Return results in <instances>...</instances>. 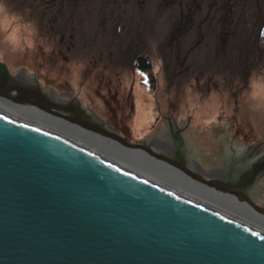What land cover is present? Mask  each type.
I'll return each mask as SVG.
<instances>
[{
    "label": "water",
    "instance_id": "1",
    "mask_svg": "<svg viewBox=\"0 0 264 264\" xmlns=\"http://www.w3.org/2000/svg\"><path fill=\"white\" fill-rule=\"evenodd\" d=\"M11 76L0 63L1 96L16 90L14 102L54 108L64 120L144 150L264 215L263 200L255 199L263 191L264 153L255 148H205L199 139L207 133L186 136L187 124L168 118L166 131L132 143L89 120L79 100L57 103L38 81L39 90L15 87ZM215 132L208 137L217 145ZM189 145H196L192 152ZM0 264H264V235L0 112Z\"/></svg>",
    "mask_w": 264,
    "mask_h": 264
},
{
    "label": "rangeland",
    "instance_id": "2",
    "mask_svg": "<svg viewBox=\"0 0 264 264\" xmlns=\"http://www.w3.org/2000/svg\"><path fill=\"white\" fill-rule=\"evenodd\" d=\"M52 1L57 7L64 5ZM68 1L58 11L43 0H0V63L10 74L31 76L63 102L79 100L89 113L103 119L107 130L132 143L166 131L164 120L172 116L187 124L186 136L215 130L219 152L229 146L264 150V0H208L224 5L215 19L224 26L205 31V25L201 31L213 38L212 47L225 40L223 53L227 54L226 58L211 59L213 54L197 58L201 68L196 72L170 65L172 51L165 39L177 21L178 4L185 11L184 6L195 0H130L125 13L118 10L125 8L124 0ZM165 4L172 7L166 9ZM196 20L202 24L204 18ZM235 21L241 25L237 27ZM235 27L243 32L241 44L234 38ZM197 32L196 23L185 41L193 40ZM132 50L145 58L147 72L137 68ZM206 68L210 72L200 76ZM120 117L125 127L119 126ZM67 132L91 143L85 136ZM163 137L167 138L160 135L159 139ZM97 145L121 154L122 159L145 163L110 144ZM160 148L159 144L150 147L154 152ZM203 168L208 172L212 166L208 162Z\"/></svg>",
    "mask_w": 264,
    "mask_h": 264
},
{
    "label": "bare ground",
    "instance_id": "3",
    "mask_svg": "<svg viewBox=\"0 0 264 264\" xmlns=\"http://www.w3.org/2000/svg\"><path fill=\"white\" fill-rule=\"evenodd\" d=\"M43 1H46L45 3L49 5L53 4L52 0H43ZM55 1L64 3L63 6L60 5L58 7L57 5L53 4L55 5L54 7L58 11L61 10V7L68 6L69 4L68 0H55ZM27 27L31 30V27L33 26H27ZM27 27H24V28L28 30ZM45 65H46L45 63L43 64L41 63L40 67H45ZM11 75L12 74H10V76ZM135 77L136 75L131 77L129 74V78H135ZM9 79H10V82H9L10 86L20 87L22 85H27L26 87L28 88L39 90L37 87V83H38L37 80H35L34 78H31V76H28L25 73H18V74L12 75L11 78ZM7 91H9V89ZM42 92L44 94L46 93L44 92V90H42ZM8 93H9L8 97L0 95V112L1 113L19 121L20 123L26 126L40 129V130L46 131L47 133H50L53 135H58L61 138L72 143L73 145L83 148L87 152L98 155L103 161L108 162L111 165L117 166L119 169H122L124 172L128 174H131V175L133 174L135 176L138 175V177L143 176L144 178H147L149 182L153 181V183L160 185L162 189L170 191L186 201H189V202L191 201L211 211L215 210V212L217 211V212L229 215L230 217L232 216L233 218H236L238 221H241L242 224L246 225L247 227L254 229V231L257 230L262 235H264V215L255 211V209H252L250 206L247 205V203H240L236 198L232 197L231 195L216 192L214 189L207 187L205 183L202 182L203 183L202 184V183L192 180L191 178H189L187 174H184L182 171L175 168L174 166L169 165L165 163L164 161H161L151 156L149 153H147L144 150L129 149L125 146H122L121 142L116 141L115 139H112L109 136H105V135L102 136L100 135V133L93 132L85 128H82L78 125L72 124L64 120L63 118L59 117L58 110H55L54 108H52L51 109L52 112L49 113V112L42 111L41 109H39L37 106H34V105H30L27 103L14 102V98L18 96V92L16 90L9 91ZM47 93L48 94L46 95L49 99L55 100L57 101V103H62V101L56 99V97L52 93H49V92ZM76 102L73 101L75 108L82 109L81 107L78 106ZM61 114H66L70 117L72 115L67 112H63ZM86 114L88 116V119L90 120L91 118L93 122H95L97 125L103 126V124H105L103 122V119H101L96 114H92L91 112L90 113L86 112ZM141 115H144L145 117L146 112L145 113L142 112ZM117 121L120 122L121 125L119 124V126L122 127L124 123V119L120 117L119 120ZM138 123L141 124V121L138 120ZM168 123L171 125H175L180 122H178L172 116H169ZM222 128L223 127H221V129ZM231 129H232V126L230 125L226 130L230 133ZM67 130L72 131L76 134H79L81 137L83 136L87 137V140H90L91 143L88 141L83 142L82 139H80L79 137H76V135H71L70 132H67ZM107 131L112 132L109 129ZM202 131L203 132H201V135L205 136L206 134L204 133V130ZM199 140L204 143L203 146H205V148H214L216 149L215 151L219 149L218 145H215L214 143H209L208 135L206 138H200ZM97 142H99L100 144H106V143L110 144L111 148L114 149V147H116V149H119L125 153H128L135 158L142 159L145 163L137 164V163H133L132 161L127 160L126 158L122 159L121 154L117 155V154L111 153L108 150L99 147L97 145ZM148 143H146V145ZM189 144L193 145L195 143L191 142ZM190 145L186 147L187 152H192L195 149L194 146L196 145L194 146H190ZM256 151L262 154L264 153V150L261 148V146H257ZM164 155L168 156V154H164ZM201 156L205 158L206 154L201 155ZM199 161L198 163L201 162ZM184 164L187 165L190 170L203 175L201 171L199 172V170L195 168V165H192L194 163H191L190 166L187 163H184ZM145 166L147 167L151 166V167L147 168ZM259 178L263 180L262 182H264L263 176ZM209 179L210 177L207 180ZM263 192H264V185H263L262 193ZM253 193H255V191ZM255 199L257 201L263 200L262 202L264 204L263 196H260L259 198V195H255ZM227 205L233 206L234 209L228 207ZM236 209L246 211L249 215L241 214Z\"/></svg>",
    "mask_w": 264,
    "mask_h": 264
},
{
    "label": "flooded vegetation",
    "instance_id": "4",
    "mask_svg": "<svg viewBox=\"0 0 264 264\" xmlns=\"http://www.w3.org/2000/svg\"><path fill=\"white\" fill-rule=\"evenodd\" d=\"M124 2L126 3L125 8L118 9L121 13H125L127 10H130L127 5L129 4L130 0H124ZM203 2L204 0H201L199 2L195 0V3L186 4L184 6L185 11L183 10V5L180 2V5L178 4V12H177L178 14L176 16L177 21L173 22L168 29V34L165 39L166 41L167 40L169 41L166 46L170 48L172 51V53L168 54V57L172 59V61L170 60L171 61L170 65L178 66L177 68L180 70L187 69V70L196 72L197 70L201 68L199 67V64H196L197 58L201 59L205 55L209 58L211 54H213L214 57H212L211 59H218L221 56L223 58H226L225 56L227 53H223V52L226 50L225 48H226L227 42L223 39H220L221 41L220 40L217 41V37H216L217 42L215 43V46L212 47L210 42L213 40V38H211V36L208 33H203L201 31L203 29L202 26H205V25H207V27H205V31H210V30L219 28L221 25H223L215 21V19L218 17V13H219L218 10H221L224 7V5L211 3L208 0L205 1L204 3ZM170 3L171 2H169V4ZM169 4L168 5L165 4L163 7L166 9H169L172 7V5H169ZM73 5H76V1L73 3ZM132 9H135V7L131 8V10ZM199 18H204V20H202V24H200L201 22L200 20H196ZM235 22L238 24L237 27L241 25V22H237V21ZM196 23H197V29H198L197 34H195V36L193 37V40L190 41L189 39H187L185 41L186 36L194 30ZM242 34L243 32L239 33L238 28H237L236 36L234 35L235 36L234 38L235 40H237L239 44H241L243 41V38H241L240 36ZM163 51L165 52L164 46H160V53L164 54ZM129 52L132 54V56H137V60H138L137 68L143 72H147L149 69V66L148 64L145 63L144 61L145 58H142L141 54L135 55L136 53H133L134 52L133 50ZM238 59L239 58L237 57L236 60L238 61ZM209 72L210 71L206 68L204 69V71H200V74L202 73L200 76H204L205 74H208ZM104 103L107 106V101L105 99H104Z\"/></svg>",
    "mask_w": 264,
    "mask_h": 264
}]
</instances>
